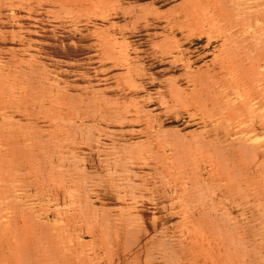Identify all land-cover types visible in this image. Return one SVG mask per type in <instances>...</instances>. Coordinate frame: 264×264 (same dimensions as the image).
Listing matches in <instances>:
<instances>
[{"label": "bare ground", "instance_id": "obj_1", "mask_svg": "<svg viewBox=\"0 0 264 264\" xmlns=\"http://www.w3.org/2000/svg\"><path fill=\"white\" fill-rule=\"evenodd\" d=\"M0 264H264V0H0Z\"/></svg>", "mask_w": 264, "mask_h": 264}]
</instances>
